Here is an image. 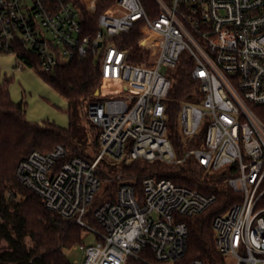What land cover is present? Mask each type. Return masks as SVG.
Listing matches in <instances>:
<instances>
[{
	"label": "built area",
	"instance_id": "built-area-1",
	"mask_svg": "<svg viewBox=\"0 0 264 264\" xmlns=\"http://www.w3.org/2000/svg\"><path fill=\"white\" fill-rule=\"evenodd\" d=\"M148 1L115 0L90 33L80 7L94 14L100 0H0V55H14L17 70L49 72L57 62L91 57L101 76L98 100L86 108L99 129L94 161L67 159L56 146L20 160L14 177L47 210L92 234L93 245H79L81 264H130L141 254L151 264H182V219L203 213L216 196L153 176L137 193L119 173L109 179L118 183L115 200L97 203L96 170L103 159L117 166L191 159L210 174L222 172L240 196L212 219L217 251L234 264H264V0ZM135 27L143 35L141 64L113 41ZM182 54L198 93L196 104L181 106V133L188 141L201 125L206 130L200 148L178 155L167 138L164 100Z\"/></svg>",
	"mask_w": 264,
	"mask_h": 264
},
{
	"label": "trees",
	"instance_id": "trees-1",
	"mask_svg": "<svg viewBox=\"0 0 264 264\" xmlns=\"http://www.w3.org/2000/svg\"><path fill=\"white\" fill-rule=\"evenodd\" d=\"M115 0H100L96 12L89 15L81 7L85 29L97 30L96 19ZM149 3L148 0H145ZM139 27L119 34L113 41L122 50L131 49L133 64H141ZM41 78L69 103L67 128L46 123L42 126L25 119V107L11 101L9 78L0 74V264H72L64 254L82 244L85 230L72 220H64L47 210L41 199L20 185L14 172L18 162L31 152L46 154L56 146L67 150L68 158L77 157L93 162L99 153V129L88 120L82 124L77 108L98 100L95 92L101 85L100 68L91 57L57 62L49 72L33 67ZM192 64L181 55L177 66L171 70V87L164 100L167 138L176 153L200 148L205 136V125L190 139L185 140L179 125V113L184 103H197V84L191 77ZM85 103V104H84ZM73 107V110L71 108ZM120 173L122 179L131 183L141 193V182L153 176L167 178L177 185L216 196V203L203 213L183 218L187 227L186 249L182 264L200 261L202 264H229L228 258L215 247L212 228L213 217L239 201L240 196L223 183L222 172L210 174L195 161L188 159L183 165H168L138 160L127 165H112L105 159L97 166L96 174L101 182L97 203L115 200L118 183L111 179ZM90 227L98 228L95 220L87 216ZM30 244V245H29ZM142 256L144 258H142ZM144 259V260H142ZM130 264H151V258L141 254L139 260Z\"/></svg>",
	"mask_w": 264,
	"mask_h": 264
},
{
	"label": "rangeland",
	"instance_id": "rangeland-1",
	"mask_svg": "<svg viewBox=\"0 0 264 264\" xmlns=\"http://www.w3.org/2000/svg\"><path fill=\"white\" fill-rule=\"evenodd\" d=\"M17 63L18 61L12 54L0 55V74L2 79H10L8 90L11 101L23 104L25 119L28 122L40 126L50 123L60 128H67L70 109L68 101L51 88L35 69L25 67L22 70H17ZM160 72L165 74L168 71L161 68ZM104 88H108V86L106 85ZM86 108L87 105L77 108V114L82 124L87 123ZM94 242L95 239L91 233H84L82 244L85 247L93 245ZM4 246L6 244L1 242L0 247ZM64 254L72 264H81L83 252L79 249V245L64 251ZM228 263L234 264L229 258Z\"/></svg>",
	"mask_w": 264,
	"mask_h": 264
},
{
	"label": "water",
	"instance_id": "water-1",
	"mask_svg": "<svg viewBox=\"0 0 264 264\" xmlns=\"http://www.w3.org/2000/svg\"><path fill=\"white\" fill-rule=\"evenodd\" d=\"M98 95V91L97 92H95V96H97Z\"/></svg>",
	"mask_w": 264,
	"mask_h": 264
}]
</instances>
